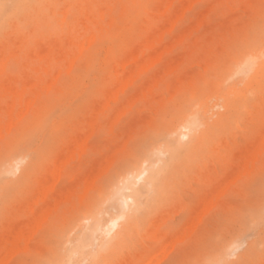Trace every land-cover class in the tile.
Returning a JSON list of instances; mask_svg holds the SVG:
<instances>
[{
	"label": "rangeland",
	"instance_id": "1",
	"mask_svg": "<svg viewBox=\"0 0 264 264\" xmlns=\"http://www.w3.org/2000/svg\"><path fill=\"white\" fill-rule=\"evenodd\" d=\"M194 1L30 0L2 19L0 117L11 92L34 83L40 111L0 139V264H51L88 211L115 215L106 203L113 182L147 151L166 150L193 116L199 129L183 137L122 236L103 247L101 238L74 263L264 264V0ZM79 43L86 49L71 68Z\"/></svg>",
	"mask_w": 264,
	"mask_h": 264
},
{
	"label": "bare ground",
	"instance_id": "2",
	"mask_svg": "<svg viewBox=\"0 0 264 264\" xmlns=\"http://www.w3.org/2000/svg\"><path fill=\"white\" fill-rule=\"evenodd\" d=\"M29 1L30 0H0V25L2 24V22H3V20L2 19H4V17L7 15V16H11L12 14H14V13H16V10L17 9H19V8H21V7H25V5H28L29 4ZM170 1H172V0H170ZM181 1V0H180ZM192 1H194V0H192ZM195 2V1H194ZM153 3V2H152ZM193 3V2H192ZM184 5H187V3H185ZM189 5V4H188ZM191 6H192V4H191ZM196 7V6H195ZM186 8V7H185ZM183 9V10H186V9ZM128 10H129V8H128ZM131 10V9H130ZM132 10H133V8H132ZM190 10V9H189ZM196 10H197V8H196ZM18 11V10H17ZM104 11V10H103ZM102 11V12H103ZM191 11V10H190ZM102 12H100V13H102ZM188 12V11H187ZM87 14V13H86ZM18 15V14H17ZM173 16V15H172ZM101 17H103V15L101 16ZM180 17V16H179ZM178 17V18H179ZM172 18V17H171ZM175 18V17H174ZM177 19V18H176ZM178 20V19H177ZM5 21V20H4ZM131 21V20H130ZM5 23V22H4ZM126 23H128L129 24V22H128V20H127V22ZM174 23V22H173ZM175 24V23H174ZM174 24H172V25H174ZM138 25V24H137ZM128 26V25H127ZM132 26V25H131ZM161 27H162V25H161ZM174 26H172V28H173ZM128 28V27H127ZM163 28H165L166 29V27H163ZM122 29H124V28H122ZM125 30V29H124ZM123 30V31H124ZM135 30V29H134ZM164 30V29H163ZM165 31V30H164ZM163 31V32H164ZM184 31V30H183ZM187 31V30H186ZM125 32V31H124ZM158 32V31H157ZM162 32V33H163ZM183 33V32H182ZM164 34V33H163ZM92 36V35H91ZM152 36H154V35H152ZM163 37V36H162ZM150 39H151V35H150V37H149ZM181 38V37H180ZM58 39V38H57ZM56 39V40H57ZM93 39H94V36H92V37H90L89 38V40H88V44L90 45V44H92L94 41H93ZM176 39H179V38H176ZM160 40H162V38L160 39ZM150 41V40H149ZM177 41V40H176ZM264 41V40H263ZM172 43V42H171ZM87 44V45H88ZM88 45V46H89ZM150 45V44H149ZM154 45V44H153ZM169 46H170V44H169ZM256 47V46H255ZM2 48V47H1ZM47 49H49V48H47ZM86 48H85V44L84 43H79L77 46H76V50H75V53H74V55L72 56V59H71V63L72 64H70V66H71V68H72V65L73 64H76L77 62H78V60L82 57V55L84 54V50H85ZM157 49V48H156ZM46 51V50H45ZM98 51H99V49H98ZM108 51V50H107ZM163 51V50H162ZM15 53H17L16 51H14ZM113 52V51H112ZM157 52H160V50L159 49H157ZM45 53V52H44ZM43 53V54H44ZM137 53V52H136ZM33 54V53H32ZM153 54V53H152ZM151 54V55H152ZM156 54V53H155ZM262 54H264V53H262ZM157 55V54H156ZM162 55V52H161V54H160V56ZM39 56V55H38ZM148 56V55H147ZM182 56H183V54H182ZM9 57V56H8ZM93 57H95V56H93ZM101 57V56H100ZM155 57V56H154ZM154 57L152 56V57H150V58H153V60H155L154 59ZM41 58H42V56H41ZM117 58V57H116ZM251 58V57H250ZM262 58H263V56H262ZM104 59V58H103ZM257 59H258V57H257ZM100 60V59H99ZM157 60V59H156ZM159 60V59H158ZM180 60V59H179ZM252 60V59H251ZM256 60V59H255ZM101 61V60H100ZM107 60H105V62H106ZM127 61V60H126ZM246 61H248L247 59H246ZM252 61H254V60H252ZM108 62V61H107ZM111 62V61H110ZM140 62V61H139ZM171 62V61H170ZM97 63V62H96ZM100 63H104V62H100ZM248 64H250V66H248V68H250V67H252L253 66V64L252 63H250V61H248L247 62ZM246 63V64H247ZM93 64V63H92ZM152 64H154V63H152ZM96 65V64H95ZM109 64L107 63V66H108ZM125 65V64H124ZM252 65V66H251ZM100 66V65H99ZM104 65H102V67H103ZM244 66V65H243ZM241 67V68H243L244 69V67ZM255 66H257V64L255 65ZM254 66V67H255ZM95 67V66H94ZM93 67V68H94ZM254 67H252L251 69L253 70L254 69ZM92 68V69H93ZM97 68H99V67H97ZM105 68V67H104ZM124 68V67H123ZM161 68V67H160ZM240 68V67H239ZM240 68V70L238 71V72H240V71H242V69ZM247 68V67H246ZM106 70V69H105ZM130 70V69H129ZM251 70V71H252ZM42 71V70H41ZM69 71V70H68ZM254 71V70H253ZM5 72H6V65H5V62L4 63H0V75H4L5 74ZM43 72V71H42ZM238 72L236 73V74H238ZM248 72V71H247ZM103 73V72H102ZM241 74H242V72H240ZM244 73H245V71H244ZM60 73H56V75L55 76H57V75H59ZM83 74V73H82ZM104 74V73H103ZM79 75V74H78ZM81 75V74H80ZM85 75V74H84ZM132 75V77H133V74H131ZM28 76V75H27ZM26 76V77H27ZM83 76V75H82ZM154 76V75H153ZM85 77V76H84ZM88 77H90L89 75H88ZM94 77V76H93ZM100 77V76H99ZM103 77V76H102ZM101 77V78H102ZM158 77V76H157ZM156 77V78H157ZM159 78V77H158ZM9 79V78H8ZM49 79H50V77H49ZM48 79V80H49ZM52 80V79H51ZM95 81V80H94ZM154 81V80H153ZM49 82H51V81H49ZM58 82H59V79H57V78H55L54 80H53V82H52V84H58ZM130 81L129 80H127V79H120V83L122 84V85H126L127 86V84L129 83ZM5 83V82H4ZM29 83H30V81H29ZM81 83V82H80ZM132 83V82H131ZM27 84H28V82H27ZM96 84V83H95ZM29 85V84H28ZM48 85H50V84H48ZM4 86V85H3ZM8 86V85H7ZM51 86V85H50ZM125 86V87H126ZM10 88V87H9ZM120 88V87H119ZM120 89H122V88H120ZM118 90L119 89H117V92H118ZM111 91V90H110ZM88 92V94H89V91H87ZM84 93H86V91H84ZM110 94H111V92H109ZM87 94V95H88ZM144 94H145V92H144ZM39 93H38V91H37V84L36 83H34V84H32V85H30V86H24V87H22L21 89L20 88H15V90H13L12 92H11V94H10V97H11V103H10V105H8L9 107H8V110H7V114H6V118H7V120H3L1 117H0V139H2L3 137H4V132L6 133V132H9V133H11V132H13L15 129H16V123L18 122V121H21L24 117H26L27 115H29V114H31V113H33V114H35V115H37L38 113H39V109L40 108H38V109H36V107L39 105V104H37V103H39L40 101H39ZM84 96V95H83ZM85 96H86V94H85ZM117 96V95H116ZM151 97V96H150ZM108 97H106V99H107ZM152 98V97H151ZM83 98H81V100H82ZM10 102V101H9ZM107 104H109V103H107ZM106 104V105H107ZM106 107V106H105ZM185 109V108H184ZM189 109V108H188ZM78 110V109H77ZM194 113V112H193ZM61 114V113H60ZM59 114V115H60ZM66 114H69V113H66ZM122 114V113H121ZM182 114V113H181ZM200 114V113H199ZM96 115V114H95ZM189 115V114H188ZM121 117V116H120ZM111 118H113V115L111 116ZM177 118V117H176ZM94 120V119H93ZM112 120V119H111ZM90 121V120H89ZM93 122V121H92ZM91 122V123H92ZM197 120H196V118H194V116L193 117H186L185 118V121H184V123H183V128L185 129V130H183L182 132H179L177 135L176 134H174V135H176V136H174V137H169V138H166L165 139V141H164V144H165V146H166V150H164L163 149V147L162 148H153V149H151V150H149V151H147L146 152V154H145V156H144V158H136L132 163H131V165L126 169V171L121 175V176H119L114 182H113V185H112V187H111V189H110V191H109V193H108V196L106 197V203H108V208H109V210H112L113 212H115V215H113V214H110V212L108 211V209H98V210H96V209H93L92 211L90 210V211H88V213H87V215H86V221L85 220H83L85 223H87L88 222V224H86V225H84L83 227H82V229H81V232H80V234L77 236V239H76V241L74 242V244L73 245H69V246H67V247H63V249L62 250H59L58 252H57V254H56V256H55V258H54V260L52 261V263L51 264H75L74 263V259H73V257L75 256V255H78V254H82L83 255V257H85V256H87L88 254H89V252H88V250H89V248H94L96 245H97V242L101 239V238H104L105 239V241H103V243L101 244V247H103V246H106L105 244L107 243V241L109 242V241H112V240H114L115 238H117L118 236H122V233H123V231L125 230V226H126V221H127V218L129 217V214L131 213V212H133V211H137L138 209H140V207L144 204V202H145V199L148 197V196H150V194L153 192V191H155V190H158V188H159V185H160V182L162 181V175H163V173L165 172L164 171V169H165V167H168V166H171L172 165V163L174 164L175 162V160H176V157L178 156V152L180 151V149L183 147V137H184V140H185V138L187 137H189L190 135H191V133L193 132V130H195L196 129V127L199 129V126H197L198 124H197ZM93 124V123H92ZM113 125V124H112ZM181 128H182V126H181ZM182 128V129H183ZM198 129H197V131H198ZM180 130V129H179ZM44 132H45V130H44ZM94 132V128H93V131H92V133ZM92 133H89V137L91 136V134ZM83 136V138H82V140L84 141L85 140V137H84V135H82ZM87 136V135H86ZM87 136V137H88ZM80 137V136H79ZM86 137V141H87V139L89 138H87ZM82 140H80V143L79 144H81V146H82V148L81 149H83L84 150V147H83V145H82V143H83V141ZM82 141V142H81ZM88 144V143H87ZM76 146V145H75ZM73 150L75 149V148H73V147H71ZM71 149V150H72ZM80 149V151H83V150H81ZM142 149V148H141ZM254 149V151H255V148H253ZM167 151H169V156H165V154H167L168 152ZM73 152V151H72ZM74 152H75V150H74ZM256 152H259L260 153V151H256ZM249 153V152H248ZM250 153L252 154V156H253V158L255 157L254 155H253V153L250 151ZM74 154V153H73ZM73 154H70L69 152H68V154L66 155V156H68V155H73ZM160 154H164V157H166L165 158V160L164 159H162V158H159V155ZM261 154V153H260ZM256 155H257V153H256ZM70 156H68V158H69V160H70ZM154 156H156V157H158L156 160H152L153 158L152 157H154ZM246 156V155H245ZM23 157V156H22ZM26 157H28V156H26ZM109 157H112L111 155L109 156ZM108 157V158H109ZM160 157H163V156H161L160 155ZM73 158H75V157H73ZM114 158V157H113ZM152 158V159H151ZM248 158V157H247ZM64 159V158H63ZM111 159V158H110ZM110 159H109V161H110ZM254 159H256L257 160V156L254 158ZM253 159V160H254ZM66 160V159H65ZM65 160H63V162H61V163H66L65 162ZM112 160V159H111ZM249 160V159H248ZM17 160H15V162H16ZM108 161V162H109ZM114 161V160H113ZM181 161V160H180ZM246 161V160H245ZM149 162V164H147ZM161 162H163V165L161 166V165H159ZM239 162V161H238ZM248 161H246V163H247ZM17 163V162H16ZM112 162H110V164H111ZM254 163V162H253ZM108 165V164H107ZM157 165H159L158 167H157ZM243 165V164H242ZM247 165V167H248V164H246ZM245 165V166H246ZM252 165V164H251ZM15 165H14V163H13V159H8V160H6V161H4L3 163H2V169L3 170H8L10 167H14ZM244 166V167H245ZM241 167V166H240ZM110 168V167H109ZM15 169V168H14ZM20 169V168H19ZM57 169V168H56ZM58 169H59V171L61 172V170H60V165H59V167H58ZM95 169V168H94ZM11 170H13V169H11ZM11 170H10V172H7V174H11L12 172H11ZM108 170V169H107ZM243 170V169H242ZM245 170H247V168L245 167ZM14 171V170H13ZM240 171V170H239ZM59 172V173H60ZM95 172H97V170H95ZM94 173V172H93ZM93 173L91 174L92 176V178L94 177V175H93ZM103 173V172H102ZM94 174H96V173H94ZM58 175H60V174H58ZM58 175H56L57 177H58ZM98 175L96 174V177H97ZM57 177H55V181H53L52 183H56L57 181H58V178ZM90 177V178H91ZM96 177H94V178H96ZM91 178V180L94 182V179H92ZM56 179H57V181H56ZM46 181V180H45ZM50 181V180H49ZM48 181V182H49ZM91 181V182H92ZM139 181H142V184H141V186L140 187H137L136 186V184H137V182L139 183ZM47 182V183H48ZM51 182V181H50ZM90 182V183H91ZM46 183V184H47ZM54 183V184H55ZM89 183V185H87V187H91V184ZM50 184V183H49ZM54 184L52 185L53 187H54ZM138 185V184H137ZM50 186H51V184H50ZM46 189V188H45ZM44 189V190H45ZM89 189V188H88ZM43 191V190H42ZM45 191H47V189L45 190ZM86 191H88L87 189H86ZM68 194V193H67ZM71 194V193H70ZM70 194H68V195H70ZM85 194V193H84ZM46 195V194H45ZM45 195H42V196H45ZM63 196H65L64 194H63ZM219 196V195H218ZM82 197H84L83 195H82ZM66 199V197H63V199ZM37 199L38 198H36L35 200H36V202H37ZM45 199V198H44ZM61 199V198H60ZM83 199V198H82ZM81 199V200H82ZM213 201V200H212ZM211 201V204L212 203H214V202H212ZM50 205H52V203H50ZM105 205V204H104ZM213 205V204H212ZM44 207V206H43ZM50 207V206H49ZM57 207V206H56ZM207 207H209V206H206L204 209L206 210V208ZM50 208H52V207H50ZM71 209V208H70ZM208 209V208H207ZM32 210H33V207H32ZM47 210V209H46ZM49 210H51V209H49ZM40 211V210H39ZM85 211H83V213H84ZM201 213H204V211L202 212V211H200ZM36 213V212H35ZM47 213H49V212H47ZM200 213V214H201ZM36 215H38V214H36ZM48 217V215L46 216V218ZM37 218V217H36ZM45 218V219H46ZM39 219H40V216H39ZM193 219V218H192ZM199 219L201 220V218L199 217ZM37 220H38V218H37ZM36 220V221H37ZM28 221V220H27ZM35 221V223H36V225H39V224H37V222ZM41 221V222H40ZM40 221H38V222H40V224L42 223V219L40 220ZM26 222V221H25ZM200 222V221H199ZM194 224V223H193ZM36 225L34 224V226H33V228L30 230V231H32L31 233H30V235L29 236H27L28 238H32V235L35 233V232H37V231H34V228L36 227ZM40 226V225H39ZM191 227V226H190ZM188 228H189V226H188ZM25 229V228H24ZM36 230H37V228H36ZM21 231H22V229L19 231H17L16 232V234L19 232V233H21ZM34 232V233H33ZM12 233H15V232H12ZM33 233V234H32ZM9 235H10V233H9ZM14 234H12V236H13ZM15 236V235H14ZM13 236V237H14ZM6 237V236H5ZM12 237V238H13ZM19 237L21 238V234L19 235ZM8 238V237H7ZM28 238L26 239V241L27 242H29V240H28ZM108 238V239H107ZM107 239V240H106ZM11 240H13V239H11ZM70 240V239H69ZM177 240H181V239H177ZM4 241V240H3ZM176 241V240H175ZM15 244H16V241H15ZM28 244V243H27ZM26 244V246H28ZM68 244H69V242H68ZM67 244V245H68ZM108 244V243H107ZM175 245V243L173 242L172 243V245ZM20 245V244H19ZM168 245V243L166 244V246ZM169 245H171V244H169ZM171 245V246H172ZM173 245V246H174ZM166 246H165V249H167L166 248ZM172 246V247H173ZM100 247V246H99ZM168 247H170V246H168ZM12 248V249H11ZM10 249H8V250H16V249H13L14 248V245H13V247H11ZM105 248V247H104ZM10 251H9V253H10ZM8 253V254H9ZM16 253V252H15ZM13 251H11V255L9 256L10 258H11V256L12 255H14L15 254ZM4 254V253H3ZM6 255H4V257H5ZM2 257V256H1ZM8 257V256H7ZM8 257V259H10ZM2 260V259H1ZM0 260V261H1ZM5 262H6V264H7V262H8V260L7 261H5V260H3L2 262H1V264H5Z\"/></svg>",
	"mask_w": 264,
	"mask_h": 264
}]
</instances>
